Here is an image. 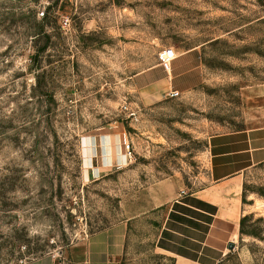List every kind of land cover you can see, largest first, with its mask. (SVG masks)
Segmentation results:
<instances>
[{
	"label": "rangeland",
	"instance_id": "rangeland-1",
	"mask_svg": "<svg viewBox=\"0 0 264 264\" xmlns=\"http://www.w3.org/2000/svg\"><path fill=\"white\" fill-rule=\"evenodd\" d=\"M262 88L264 0H0V264H170ZM243 179L222 264H264V163Z\"/></svg>",
	"mask_w": 264,
	"mask_h": 264
},
{
	"label": "crops",
	"instance_id": "crops-1",
	"mask_svg": "<svg viewBox=\"0 0 264 264\" xmlns=\"http://www.w3.org/2000/svg\"><path fill=\"white\" fill-rule=\"evenodd\" d=\"M250 94H243L247 108L253 101ZM263 101L262 98L259 101L257 114L246 111L245 129L210 138L207 152L210 155L211 183L180 201L192 210L195 218L191 223L194 228L189 227L183 232L178 248H164L165 255L175 257L177 264H218L236 236L237 215L242 205L243 175L264 163ZM161 235L164 240H170V233L165 232V224L162 225ZM206 243L210 246L205 247ZM192 244L196 250L187 254L186 250H191Z\"/></svg>",
	"mask_w": 264,
	"mask_h": 264
},
{
	"label": "built area",
	"instance_id": "built-area-1",
	"mask_svg": "<svg viewBox=\"0 0 264 264\" xmlns=\"http://www.w3.org/2000/svg\"><path fill=\"white\" fill-rule=\"evenodd\" d=\"M159 59H160L159 60L160 63L163 66L170 69L172 62L176 59V54H175L173 49H166L160 54ZM169 95H170V97L175 98V97H178L180 95V92L179 91H171L169 93ZM127 149L129 150V147Z\"/></svg>",
	"mask_w": 264,
	"mask_h": 264
},
{
	"label": "trees",
	"instance_id": "trees-1",
	"mask_svg": "<svg viewBox=\"0 0 264 264\" xmlns=\"http://www.w3.org/2000/svg\"><path fill=\"white\" fill-rule=\"evenodd\" d=\"M167 257H169V256H164V258H167ZM169 260H170V264H177V260H176L175 258H172V257H171ZM222 260H223V259H221L220 262H219L218 264H222V263H223Z\"/></svg>",
	"mask_w": 264,
	"mask_h": 264
},
{
	"label": "water",
	"instance_id": "water-1",
	"mask_svg": "<svg viewBox=\"0 0 264 264\" xmlns=\"http://www.w3.org/2000/svg\"><path fill=\"white\" fill-rule=\"evenodd\" d=\"M228 248H229L230 250H233V249H235V245H234L233 243H231V244L228 245Z\"/></svg>",
	"mask_w": 264,
	"mask_h": 264
}]
</instances>
